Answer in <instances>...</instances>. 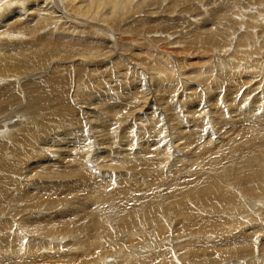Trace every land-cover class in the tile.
Masks as SVG:
<instances>
[{"label": "rangeland", "instance_id": "obj_1", "mask_svg": "<svg viewBox=\"0 0 264 264\" xmlns=\"http://www.w3.org/2000/svg\"><path fill=\"white\" fill-rule=\"evenodd\" d=\"M72 1L78 6L79 9L84 4V0L52 1L53 9H55L53 12L55 15L54 17L58 18V21L55 22L57 27L53 25L54 28L56 27V31L54 32L56 33L59 31L58 26L65 25V35H61L60 32L58 34V37H62V42H57L54 40V32L52 33V30L46 29V31L42 34L44 36L43 40L46 42H48V40L52 41V44L41 57L39 56V52L33 48L35 44L40 43L41 40L39 36H41V34H35L27 42L25 41L24 43L14 46V50L16 51L28 53L35 52L34 59L44 62V67L38 66L35 71H27L24 68L21 69V66L24 64V62L19 59V56L16 58L15 55L10 54L9 57L0 58V77L4 79H11L12 82L10 84H14L16 100L21 102V109L24 116H29L30 118V120H25L22 118L21 120L18 119L17 121H20L21 124H23L22 127H27V129L31 130V140L34 141V145L32 147H25V145L23 146L25 148L22 147L24 152L27 153V158L20 164V166H16L18 171L14 174L15 176L12 177V179L15 180L14 184L8 191L4 192L3 195L0 192L1 213L6 211L5 203L2 201H4L11 192L15 191L19 194L30 193V196L38 195V191L43 186L48 185L49 183H58L60 180H62L58 176H50L45 173L44 171L48 168L43 167L42 164H39V168L32 167V163L35 162L36 157L42 153H47L48 155L44 156V159H48L52 154H55L53 156L58 154L61 155V153L66 152L68 154V150H70L71 153L68 155V161L69 163L75 161V163L70 166L75 167L77 158H80L76 157L77 151L82 153L83 156L81 157L84 158L88 152L91 151L92 153L94 149L95 152H98L99 154H102L101 156H104L100 157L99 159L101 162L99 169L101 172L106 173V175L99 174L101 178H99L100 181L114 183L115 177H118V175L111 176V174L119 173L117 172V168H115L112 163L114 161H118V163L122 162L123 158H127L125 154L131 156L133 153H135L134 150H136L141 145L142 146L138 149L149 148L150 144L153 143V141H156L159 142L161 148L163 147L162 149H164V153L162 154L168 152L169 149L177 150L179 154L188 153V156L191 160L188 159L187 163L181 167H184L186 171L190 165H193L196 162L195 159H198L197 157L191 158V155L192 157L193 155L195 157L194 150L196 151L199 139L196 134L187 133L188 128L193 126H189L190 123L187 122V124L185 121H191L192 123L199 122L200 125H198L199 123L197 124L199 128H205L204 131L206 130L208 132V135H206V139L204 141L209 140V144L210 142L218 140V136H224V134L223 136H220L217 134V131L213 129L216 127L217 120L219 117L221 118L223 113L224 116L225 113L230 112L231 115L234 114L232 117L236 118L237 110L239 109H236L232 106H242V103H240V101L237 99V96L239 95L238 93H240L239 91H243V93H241H245L244 95H247L246 93H248V95H255L257 91H261L260 87L254 88V84L256 86L259 83L264 89V78H262V76L264 77V67L254 73L249 72V70L244 72L242 69L246 67V65L244 66V63H240V67H242L238 71H235V74L242 75L239 77L241 78V83H238V87H233V90L228 91L227 86H231L229 81H232V76L229 78V76L225 73V69L224 71L221 70V68L218 69L216 66L217 62H214L213 59L214 56L212 54H208L209 49H207L206 46L201 43H205V39L201 42L199 41L200 43H197V37L195 36H198L199 34L197 32L201 30V28H198V25L200 26V24H196L195 22L196 17H202L204 14L206 16L213 15V13L216 15L218 13L219 15H224L221 14V12L225 13L227 9L228 11L225 14L230 15L231 12L238 9V6L240 7L241 3L244 6L245 4L247 5L244 7L245 13L249 12L254 19L256 18L259 20L258 23L260 26L257 25V28L258 30H261L264 27V3L260 4L255 0H250L249 3H247L248 0H131L130 4H128L127 2L122 3V0H107L103 3H99L96 7V10L92 11V14L90 13V16L89 14L88 16H81L79 12L75 13L68 9V4ZM234 3H237L238 5ZM232 4H234L233 7L236 9H232ZM132 9H134L135 12H133ZM21 14L25 15L23 17L25 19L23 20L26 22L20 28L14 30L13 27H6L11 22L16 20L13 19L7 24H2L0 26L2 27V30L5 32L12 31L17 35L21 34V36H26L29 33H33L35 31L33 26L27 23L30 17L22 10ZM217 17L220 16L217 15ZM245 19H247V17ZM50 20L53 22V19ZM226 21L223 23V25H221L222 23L220 24L218 18V20L216 19L215 21H211L209 27L213 28L215 25H211L218 23V25H221V28L220 26H216L215 31L213 30L214 28L212 29L213 32H218V29H224V32L219 34L229 35V33H231L229 32L230 27H228V25L225 27L229 29L222 27L229 23ZM231 24L233 27L235 26L234 23L231 22ZM246 28L247 26L242 27V29H240L241 32L237 31L234 33V36H232L234 39H231L234 40V42L232 41L233 44L231 43L228 48L232 47L230 49H234L235 45L238 44V42H236L238 40L241 43L240 45L238 44L239 46L237 45L239 53L243 52V55L245 52L244 48L241 47H243L242 44L247 43L250 45V48L248 49L249 51H257L258 49L259 51H264V41H262L263 37H261L262 39L260 38L259 40H256V44L254 46L251 44V38L246 36V38H244L245 40L247 39L246 41L242 39L245 34L240 36V33L243 34V32H246ZM261 32L264 34V29ZM261 32L259 33L260 35H262ZM216 36L217 34L215 33L216 42L225 38L224 36L218 35L216 39ZM199 37L200 36H198V38ZM238 37L240 40L237 39ZM228 38L230 39V37ZM229 39L225 40L224 42L229 41ZM258 41L260 42L258 43ZM205 44L207 45V43ZM261 52H259V54ZM16 59H18L19 62L16 61ZM54 68L60 77L66 79L69 82V90L71 91V105L67 109H63L61 107L62 103L59 101L60 99L52 92L48 82L46 81L51 77ZM209 68L214 71H210ZM194 73H196V76H194ZM203 74H205V77ZM210 74L214 75L212 76ZM248 74L249 76H255V80H257L258 83L256 84L255 80L254 82L248 81ZM258 75L260 77H258ZM225 76L228 80L227 83L222 81ZM5 82L7 81L0 82V87L3 86L1 84L7 85ZM198 82H200V85L197 84ZM249 82H253L252 87L256 91L250 87L251 85L249 86ZM245 83L249 84L247 85ZM242 84L245 85L243 86ZM30 85L35 86V93L38 92L47 96V98L40 96L43 98H39L41 99L42 104L32 105L29 103L30 99L35 93L25 92L24 87H28ZM207 89H210L211 91ZM253 91H255V93ZM231 92L234 94L238 92V95L236 94L237 98L233 100L229 99ZM249 92L251 94H249ZM44 99H49V101ZM262 106H264V101ZM216 110L218 111L216 112ZM212 114H214L215 118L211 117ZM216 117L218 118L217 120ZM156 120H159L162 123L161 126H157L161 128L162 131L154 128L155 125L153 122ZM214 121H216V123ZM203 124H205L206 127ZM44 125L46 127V131L48 128L51 129V138H49L48 135L42 134L41 131L43 130ZM144 129L146 131H143ZM181 129L184 131L187 130V132H184L186 135H183L182 132H180ZM27 132L29 131L27 130ZM145 132L146 134H149V136H147ZM157 132H161L160 136H155L154 133ZM179 132L181 133L182 137L180 136ZM11 135L14 134L12 133ZM15 135L17 136V134ZM15 135L11 139H8L10 136H0V141L7 139V143H12L17 138ZM142 136L144 138H142ZM186 139L187 141H185ZM187 142H189L188 144L191 143L190 147L192 148H187ZM202 144L203 143H200L201 148ZM114 146H117L118 150H116ZM178 146H184V148L182 150L175 149V147L177 148ZM112 148L115 149L111 150ZM193 148L194 150H192ZM106 150L109 151L107 154H104L103 152ZM130 150L133 152L132 154L129 153ZM56 157L54 158L56 159ZM87 157L86 159L84 158V160H87V166H90L91 162ZM9 160L13 161L14 158L10 157ZM110 160L112 161L111 164H109ZM194 160L195 162L192 163ZM15 161L17 162L18 159ZM124 165L121 164L120 168H131V166L128 164ZM186 165L187 167H185ZM139 167L142 168V164ZM170 168L175 171L182 170L177 166H171ZM8 171L9 170L6 172ZM0 174L4 173L0 171ZM84 174L85 173L82 170L78 175L79 178ZM103 177L104 180H102ZM159 180H161V178ZM75 184L76 177H72L66 179L64 186L70 187ZM107 188L109 189L110 186ZM232 194H235V192ZM238 194L236 193V195ZM261 195L262 192H259L258 194L253 195L255 197H252V199L254 198L255 200L256 196L259 198ZM239 196L240 195H238L237 198H229V200L226 202L227 205L232 203V200L240 203L241 200L238 199L240 198ZM23 200L28 202L29 206L25 211V214L21 217L20 221L15 222V224L18 226L17 235L20 239L19 244L21 245V252H18V249H15V251L17 250V256L14 257L9 264H47L44 261L38 260L34 255L35 246L40 245V243L36 244V242L33 240L35 232L32 231L36 230L38 226H41L44 223V220L41 218H32L28 214V210L31 206L30 202L26 199ZM217 204L223 206L225 203L220 202ZM245 204H241L244 205L241 207L242 209L239 207L241 211L243 210L242 214H239V211L233 213L234 211L229 212L227 210H225V213L223 214V212H220L222 210L219 209L220 211H218L216 207H213V209L206 207L202 208L198 215L203 217L205 223L198 226L200 227L199 230H201L202 233H204V230L206 232H212L210 227H214L216 231L213 234H208L207 236L197 234L196 237L199 236V244L209 241L208 243H205L200 247L198 246V248L190 255L183 254V249L178 250V248L177 251H181L180 254L176 255L174 250L172 251L171 247H167L161 251L160 255L153 256V258H155H152V261L146 259L143 263L148 264L150 261V264L164 263L167 260L166 255H168L169 259H172L170 264H206L212 260L213 254L216 256L226 252H231V254L225 255L230 260L234 259V261H242L243 263L251 261L258 262L257 260L261 261L262 259H259L258 256L255 255L257 253L260 254L261 257L264 255V241L262 240L264 237V235H262L264 232V209H258V207H254V209L252 205L250 206ZM190 208L191 207L188 209ZM248 208L249 210L246 211ZM66 209L68 211L63 216L58 217L62 219L67 218L70 220V217L74 216L70 221L67 220V222H70H68L70 226L76 225L77 227V225L81 226L84 224L82 221L83 218H81V209L79 212H71L70 215H68L69 212L75 211V208L68 206ZM244 211L246 213H244ZM170 212H175V214H178L177 209H173L172 207L169 209L166 207L165 211H163V214L159 213L157 216L145 219H155L161 217L159 220L161 223L163 221L162 217L168 218L174 214ZM183 216L178 215L176 218L171 219L170 225L176 226L177 229L174 230L172 227L165 224L161 229V232L163 231L166 234L165 236H170V238H173L175 234L173 232H176L177 235L175 234V236H178V239H175L174 242L176 243L178 241L180 242L185 240V242L182 244L186 245V240H188V237L186 236L189 235L191 230H195L196 220L195 216H193V218L190 220H188V218H182ZM0 220L3 221V218H0ZM76 221L77 223H74ZM142 223L145 224L146 222ZM147 225L148 224L146 223V227ZM165 227L167 229H165ZM147 232H150V239L152 242H154L155 237H159V231L157 229L149 230ZM82 235L81 229L80 236L78 237L79 240L70 241L74 236L67 233L64 236V239L68 238L70 240H65L62 242V244H66L64 247L65 249L68 245V247H71L70 249H73L72 253L70 254L76 255L77 253L75 254V251L79 253L80 264H83L85 261V256H88L89 264L94 260L96 261L95 258H99L100 256L106 254H108L107 259L113 257L112 261H107L106 259V263H112L115 260L117 262L119 259H123L122 256L119 258H117L118 256H115L113 252L115 249H112V243L110 240V242L103 241V246L95 249L94 255H86L85 250L89 244L87 241L89 237L84 239L88 242H86L87 244L85 247V242L83 240L84 236L82 237ZM140 237V235H137L136 237H132L129 240L127 237L125 239L126 241L120 239L116 249L126 250L127 246L125 247V245L127 244L132 248L138 246L142 239H140ZM148 237L149 236L147 235V238ZM206 237L209 238L207 239ZM42 238H46L47 240L52 239L50 237L44 236ZM228 239L230 241H228ZM162 241H164V239H162ZM188 241L189 244L191 239ZM55 243L56 242H53V244ZM106 243H108V246ZM237 248L246 252L242 255L232 254V251ZM62 249L63 248L56 249L55 253L57 255H62L68 250ZM169 249H171V251H169ZM59 251L64 253H60ZM248 253H253L255 257L250 258L246 256ZM134 258L135 257H132V259ZM18 261H20V263ZM70 262L71 260L66 257V261L62 262V264H75ZM100 264L103 263L100 262Z\"/></svg>", "mask_w": 264, "mask_h": 264}, {"label": "bare ground", "instance_id": "obj_2", "mask_svg": "<svg viewBox=\"0 0 264 264\" xmlns=\"http://www.w3.org/2000/svg\"><path fill=\"white\" fill-rule=\"evenodd\" d=\"M52 1L53 0H0V26L2 24L9 23L13 19H16L6 27L7 28L13 27L14 30L20 28L26 22L25 20H23L25 19L23 18L25 15L21 14V10H22L26 12L27 15L30 17L27 23L33 26L35 30L33 33H29L26 36H21V34L17 35L12 31L5 32L2 30V27H0V54H1L0 58L9 57L10 54L15 55L16 58H18L17 56H19L20 57L19 59L24 62V64L21 66V69L24 68L27 71L29 70L35 71L38 66L44 67L43 64L44 62L34 59L35 52L28 53V52L16 51L14 50V46L24 43L25 41L27 42L35 34H41V36H39L41 40L40 43L35 44L33 48L39 52L40 57L46 52V50L51 46L52 41L49 40L48 42L44 41L43 40L44 36L42 34L46 31V29L52 30V33L56 31L55 28L57 27L56 26L57 24L55 22L58 21V18H55L54 17L55 15L53 14L55 9H53ZM105 1L107 0H84V4L82 5V7H80V9L72 1L70 2L72 4L70 3L68 4V9L75 13L79 12L81 16L82 15L88 16V14L90 16V13L92 14V11L96 10L97 5ZM130 1L131 0H122V3L127 2L128 4H130ZM255 1L259 2L260 4L264 3V1L262 0H255ZM249 2L250 0H248L247 3ZM234 4H232L231 6L233 7ZM245 6L247 5L245 4ZM245 6L242 5L241 3L240 7L238 6L237 7L238 9L231 12L230 15L225 14L228 11L227 9V11L225 10L226 11L225 13L221 12V14L224 15H219V13L217 14L220 17H217V15L213 13V15H207L209 17H207L204 14L202 17L198 16V18L196 17L195 19L196 24H200V26L198 25V28H201V30L197 32L199 34L198 36H200L201 38L200 37L198 38V36L195 35L197 37L196 38L197 43L205 39L204 41L205 43H207V45L204 42L201 43H203L206 46V48L209 49L208 54H212L214 56L213 59L214 62H217L216 66L218 67V69L221 68V70L223 71L225 69V73L229 76V78L232 76L231 78L232 81H229V84H231L232 87L231 86L228 87L227 86L228 84L226 85L228 91H231L235 87H238L239 85L238 83H241V78L239 77H241L242 75L235 74V71H238L242 67V66L240 67L241 65L240 63H244V66L246 65V67L243 66L244 68L242 69V71L244 72H246V70H249V72L254 73L257 70L259 71V69L264 67L263 66L264 57H262L264 56L263 53L264 51L261 50L262 51L261 52L259 51V49L257 51L256 50L249 51L248 49L250 48L249 47L250 45L247 42H246L247 44H242L243 47H241L244 48V52H245L244 55L243 52L239 53L238 46L241 43L238 40L236 41L239 44V45L237 44L238 46L235 45L234 49H230L232 47L228 48L231 45L232 41L234 42V40H231L234 39L232 37L234 36V33L237 31L241 32L240 29H242V27L245 26H247L246 32H243V34L240 33L241 34L240 36H243L245 34L242 37V39L246 38V36L251 38V44L253 46L256 44V40H259L261 37H263V39L262 38L261 39L262 41H264V34L261 32L264 29V27L261 30H258L257 25H259L258 23L259 20H257L256 18L255 20L249 12L245 13L244 11ZM234 8L235 7H233L232 9L234 10ZM132 10L133 12H135L134 9ZM246 17L247 19H245ZM218 18L220 24L222 23L221 25H223V23L226 20H227L226 22H229L228 24L225 23L226 25L222 27L228 25L230 29L227 27H225V29H229L230 31L229 30L227 31L231 33H229V35L227 34L222 35L219 33L224 32V29H218L217 30L218 32H215L217 34L216 39L218 35L224 36L225 38L222 39L223 38L222 37L221 38L222 40L216 42L215 33L213 32V30L215 31L216 26H220L221 28V25L220 24L218 25V23L216 24L214 23L211 25V26L215 25L213 29L209 27V24H211V21H215L216 19L218 20ZM50 19H53V22ZM231 22L235 24L234 27L231 24ZM53 25L56 27L54 28ZM64 26L65 25L58 26L59 31L56 33L54 32L53 34L54 40H56L57 42H62V37L61 36L58 37V34L60 32L61 35H65ZM227 31L225 32L228 33ZM260 32L262 35L259 34ZM228 37H230V39ZM228 39L229 41L224 42L225 40ZM237 39H239V37ZM259 42L260 41H258V43ZM259 52L261 53L259 54ZM16 61L19 62L18 59H16ZM209 70L214 71L211 70L210 68ZM205 74H203L204 77ZM214 74H210V75L213 76ZM194 76H196V73H194ZM258 77L260 76L258 75ZM247 78L249 79V80L247 79L248 81L254 82L255 80V76H249V74ZM262 78L264 77L262 76ZM3 81H7L5 82L7 85L1 84L3 86L0 87V136H4V135L10 136L9 138L8 137L7 138L11 139L15 134H17V136L15 135V137L17 138L12 143H7V139L0 141V171L4 173V174H0V192L2 193V195L4 192L8 191L15 182V180L12 179V177L15 176L14 174L18 171V169H16V166H20V164L23 161H25V159L27 158V153L24 152L23 148L32 147L34 145V141L31 140L32 137L31 130L27 129V127H22L23 124H21L20 121H17L18 119L21 120L22 118H24L25 120H30V118L29 116H24L23 111L21 109V102L16 100V91L14 89V84H10L12 82L10 78L4 79L0 77V82ZM46 81L48 82L52 92L60 99L59 101L62 103L61 107L63 109H67L71 105V98H70L71 91L69 90V82L66 79L60 77L57 74L55 68L53 70L51 77ZM222 81H225L226 83L228 82L226 76ZM253 82H249L250 84L248 83L249 86L251 85L250 87H252ZM255 82L256 84L258 83L257 80H255ZM197 84L200 85V82H198ZM257 87H260L261 91L260 92L257 91V93L259 94L256 93L255 95H248V93H246L247 95H244L245 93L242 94L243 91H239L240 93L236 92V94L237 93L239 94V95L237 94L238 96L233 92L230 93L229 99L233 100L238 97L237 99L240 101V103H242V106L239 107H236L237 105L232 106L235 107L236 109H239L237 110L236 118H233L232 116L234 114L231 115L230 112L225 113L224 116L223 113L221 118L219 117V119L216 117V120L217 119L218 120L217 123L216 121H214L216 123V127H214L213 129L216 130L217 134H219L220 136H223L224 134L223 137L218 136V140H215L208 144L209 140L204 141L206 139V135H208L207 134L208 132L206 130L204 131L205 128L200 129L201 127L199 128L198 126L200 125L199 122L198 124V123H192L191 121H185L186 123L187 122L190 123L189 126H193V127L188 126L189 127L188 132L187 130L185 131L189 134L190 133L196 134L199 139V142L197 143L196 151L194 150V148L192 149L195 152V157L194 155L193 157L191 155V158L197 157L198 159H195L196 162L194 160L192 163L194 162L195 163L193 165H190L186 169V171L184 167L183 168L181 167L185 163H187L188 159H190L188 153L179 154L177 150H172L168 148L169 151L167 150L168 152L162 154L164 153L163 152L164 149H162L163 147L161 148V146L159 145L160 143L156 141H153V143L150 144L149 148L138 149L142 146L141 145L136 150H134L135 153L131 152L130 150L129 153L131 154L133 153V155L128 156L125 154L127 158L126 159L123 158V161L121 159L122 162L118 163V161H114L112 163V161L110 160L109 164L112 163V165H114L115 168H117V172L119 173V174L117 173L111 174V176L118 175V177H115L114 183L100 181L101 179L100 175L101 174L106 175V173L101 172L99 169L101 163L99 159L100 157H104V156H101L102 154L95 152L94 149L92 153L90 151L84 157L86 159V157L88 156L87 158L91 162L90 166H87V160L85 161L84 158L81 157L83 155L79 151L76 152V157H80V158H77L75 167H70L72 164L75 163V161L70 163L68 161V155L69 153H71L70 150H68V154L67 152L61 153L62 156L58 154L56 155L57 156L56 157L53 156L55 154L52 155L50 154L51 156L49 155L50 158L48 159H44V156L48 155L47 153L39 154L36 157L35 162L32 163V167L39 168L40 167L39 164H42L43 167L48 168L47 170L44 171L45 173H47L50 176H58L62 180H60L58 183H49L48 185L43 186L38 191V195L30 196V193L19 194L13 191L7 196V198L4 201H2L3 203H5L6 211H3L2 213L0 212V218H3V221L0 220V264H9L12 261V259L17 256V250L15 251V249H18V252H21V245L19 244L20 239L18 238L17 235L18 226L15 224V222L20 221L21 217L25 214V211L29 206V203L25 202L23 199H26L30 202L31 206L30 209L28 210V214L34 219L41 218L44 220V223L41 226H38L36 230H32V231L35 232L33 240L36 242V244L40 243V245L35 246L34 255L38 260L44 261L47 264H62V262L66 261V257L69 260H71L70 263L80 264L79 253L75 251L74 253L75 254L77 253L76 255L70 254L72 253L73 249H70L71 247H68L69 245L66 247V249H68L67 252L64 253L59 251L60 253H64V254L57 255L55 252L56 249H61V248H63L62 250H66L64 248L66 244L64 245V243L62 244V242L65 240H70L68 238L64 239V236L67 233L74 236L70 241H78L79 240L78 237L80 236L81 229L83 234L82 237L84 236L83 240L86 237H89V239L87 238L88 240L86 239L89 242V244L87 245L88 249L86 248L85 250L86 255H91V256L94 255L95 249L99 248L100 246H103V241L107 242L110 240L112 243V249H115L113 251L115 256L116 257L118 256L117 258L122 256L123 258L122 260L119 259L120 261L118 260L117 262L115 260L112 263H106L105 261L108 256V254H106L100 256L99 258H95L96 261L94 260L90 264H100V262L103 264H146L143 263L146 259L151 260L153 256L160 255L161 251H163L167 247H171L172 251L174 250V253L176 255L180 254L181 251L180 250L178 252L177 248L178 250L183 249L182 250L183 254L190 255L194 250L198 248V246L200 247L205 243L209 242L208 241L199 244V236L196 237L197 234L207 236L208 234L210 233L213 234L216 231L214 227H210L212 232H206L204 230L205 228L203 229L204 233H202V231L199 230L200 227L198 226L205 223L203 217L201 215H198L199 211H201L202 208L206 207L213 209V207H216L218 211H220L219 209H221L222 211L220 212H223V214L225 213L224 212L225 210L229 212L234 211L233 213L239 211L240 212L239 214H242L243 210L241 211L240 208L244 205L241 204L246 203L247 205L250 206L252 205L253 208L258 207V209H264V114H263L264 106H262L264 101V89L260 86V83L256 86L254 84V88ZM24 90L25 92L35 93V86L30 85L28 87H24ZM255 91L253 92L255 93ZM249 94L251 93L249 92ZM40 96L47 98V96L37 92L30 99L29 103L32 105L42 104L41 99L43 98H41ZM44 100L49 101V99H44ZM217 111L218 110H216V112ZM212 115L211 117L213 118L214 114ZM153 124L155 125L154 128L161 130V128L157 127L162 125V123L159 120L154 121ZM145 129L143 131L147 130ZM27 130L29 132H27ZM50 131H51L50 128H48V130L46 131V127L44 125V128L41 132L42 134L48 135V137L51 138ZM185 131L181 129L180 132H182L183 135H186L184 134ZM12 133L14 135H11ZM160 133L161 132H157L154 134L155 136H160ZM146 135L149 136V134ZM142 138L144 137L142 136ZM185 141H187V139ZM194 141L196 142L195 139ZM188 143L189 142L186 143L187 148L188 147L192 148L190 147L191 143L190 144ZM200 143H203L202 148L200 147ZM24 145L25 147H23ZM181 146H178L177 148L175 147V149L182 150L184 146L183 147ZM115 148L116 150H118L117 146ZM115 148H112L111 150H114ZM108 151L109 150H106L103 153L107 154ZM10 157H13L14 160L10 161L9 160ZM54 157H56V159ZM16 159H18L17 162L15 161ZM121 164L123 165L128 164L129 166H131V168L127 167L129 169H124V168L121 169L120 168ZM141 164L143 166L142 168L139 167ZM171 166H177L182 170L175 171L170 168ZM185 167H187V165ZM7 170L9 171L6 172ZM82 170L84 171L85 174L79 178L78 175ZM72 177L73 178L76 177V184L70 187L64 186L66 179ZM160 178L161 180H159ZM102 180H104V177ZM108 186H110L109 189L107 188ZM236 190L237 191L239 190L238 191L239 194ZM234 192L235 194H232ZM259 192H262V195L259 198H257L256 196L255 200L254 198L252 199V197H255L253 195L258 194ZM236 193L240 195L239 196L240 198L238 199H240L241 202L238 203L237 201L232 200V203L227 205L226 202L227 200H229V198L238 197ZM220 202L225 204L223 206L218 205L217 203ZM68 206L75 208V211H70L68 215H70L71 212H79L81 209L80 212L82 217L81 216L80 217L83 218L82 219V221L84 222L83 225L81 226L77 225V227L76 225L70 226L68 222L74 216L70 217V220L67 218L62 219L58 217V216H63L68 211L66 209V207ZM166 207L169 209L171 207L173 209H177L178 214H175V212H170L174 214L168 218L162 217L163 221L161 223L159 222L161 217L155 219H145V218H152L153 216H157V214L159 213L163 214V211H165ZM189 207L191 208L188 209ZM249 208L246 209V211L249 210ZM244 213L246 212L244 211ZM178 215H182V216L184 215L182 218H188V220L192 219L193 216H195V220H196L195 230H191L189 232V235L186 236L188 237L187 238L188 240L191 239L189 244H188L189 241L186 240L187 241L186 245L182 244L185 242V240L180 242L178 241L176 243L174 242L175 239H178V236H175V234L177 235L176 232H173L175 233L173 238H170V236L166 237L165 236L166 234L163 231L161 232V229L165 224L169 225L174 230L177 229L176 226H171L170 224H171V219L176 218ZM67 220L69 221L67 222ZM142 222H146L148 224L147 227H146V223L143 224ZM74 223H77V221ZM153 229H157L159 231L158 232L159 237L157 238L155 237L154 242H152L150 239V235H151L150 232H147ZM165 229L167 228L165 227ZM137 235L141 236L140 239L142 238L138 246L132 248L130 245L128 246L127 244L125 245V247L127 246L126 250L116 249V246H118L117 244L120 239L126 241L125 239L127 237L129 240L132 237H136ZM147 235L149 236L148 238ZM262 235H264V232ZM43 236L50 237L52 239L47 240L46 238H42ZM162 239H164V241H162ZM229 239L228 241H230ZM262 240L264 241V237ZM87 241L84 240L85 247L86 244L88 243ZM53 242L56 243L53 244ZM106 244L108 246V243ZM171 249H169V251H171ZM245 252L246 251H241L239 250V248H237L232 251V254L242 255ZM228 254H231V252H226L216 256L215 254H213L212 260H210L206 264H212V263L264 264V255L261 257V255L258 253L255 256H258L259 259H262L261 261L257 260L258 262L251 261L247 263H243L242 261H234V259L230 260L225 256ZM130 256L135 258L132 259V257ZM246 256L250 258L255 257L253 253H248L246 254ZM166 257L167 260L164 263H159V264H170V262H172L171 261L172 259H169L168 255H166ZM88 260H89L88 256H85V261L83 262V264H89ZM112 260L113 257L107 259V261H112ZM18 262L20 263V261ZM150 262L148 264H150Z\"/></svg>", "mask_w": 264, "mask_h": 264}]
</instances>
